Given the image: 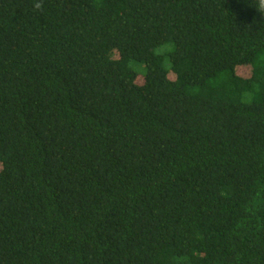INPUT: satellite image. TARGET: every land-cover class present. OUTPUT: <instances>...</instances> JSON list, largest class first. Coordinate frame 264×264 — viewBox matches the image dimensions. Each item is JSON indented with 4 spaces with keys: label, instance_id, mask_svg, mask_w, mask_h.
<instances>
[{
    "label": "trees",
    "instance_id": "trees-1",
    "mask_svg": "<svg viewBox=\"0 0 264 264\" xmlns=\"http://www.w3.org/2000/svg\"><path fill=\"white\" fill-rule=\"evenodd\" d=\"M0 264H264V0H0Z\"/></svg>",
    "mask_w": 264,
    "mask_h": 264
},
{
    "label": "rangeland",
    "instance_id": "rangeland-1",
    "mask_svg": "<svg viewBox=\"0 0 264 264\" xmlns=\"http://www.w3.org/2000/svg\"><path fill=\"white\" fill-rule=\"evenodd\" d=\"M170 49H172V46H171V45H167V46H163V47H161V48L158 50V52L165 53V52H168ZM131 68H132V69H135V70H137V71H141L142 68L144 69V67H143L142 65L138 64V63H132V64H131ZM143 71H144V70H143ZM239 73H240L242 76H245V77H247V76L250 75V72H249V70H248L247 68H243V69H241V70L239 71Z\"/></svg>",
    "mask_w": 264,
    "mask_h": 264
}]
</instances>
